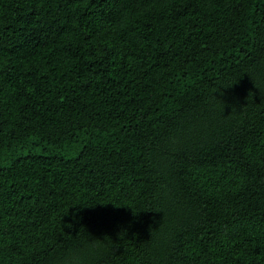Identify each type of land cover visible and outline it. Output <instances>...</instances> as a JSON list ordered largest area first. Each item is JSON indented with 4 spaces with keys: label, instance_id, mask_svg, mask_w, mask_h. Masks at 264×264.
<instances>
[{
    "label": "trees",
    "instance_id": "trees-1",
    "mask_svg": "<svg viewBox=\"0 0 264 264\" xmlns=\"http://www.w3.org/2000/svg\"><path fill=\"white\" fill-rule=\"evenodd\" d=\"M0 264H264V0H0Z\"/></svg>",
    "mask_w": 264,
    "mask_h": 264
}]
</instances>
